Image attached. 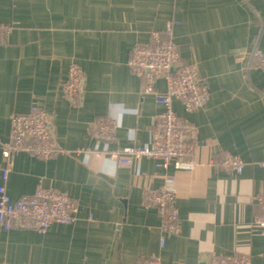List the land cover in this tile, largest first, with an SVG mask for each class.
I'll list each match as a JSON object with an SVG mask.
<instances>
[{
	"label": "crops",
	"instance_id": "crops-1",
	"mask_svg": "<svg viewBox=\"0 0 264 264\" xmlns=\"http://www.w3.org/2000/svg\"><path fill=\"white\" fill-rule=\"evenodd\" d=\"M0 24L13 27L0 44V140L8 139L14 115L37 104L62 151L50 159L16 154L8 191L17 200L42 178L80 203L74 223L44 233L0 229V264H138L147 256L210 264L221 253L264 264V232L254 225L256 196L264 192V71L252 59L254 49H264V0H0ZM169 26L182 61L196 64L210 92L193 112L173 100L176 113L198 127L200 165L165 171L147 158L119 168L95 159L106 143L115 150L150 141L160 106L129 60L136 44L166 40ZM74 60L85 74L79 106L63 88ZM166 87L158 78L155 90ZM102 117L120 123L109 141L94 133ZM224 150L243 161L242 173L209 164ZM168 175L176 178L179 234L162 231L157 209L142 207L144 189L160 187Z\"/></svg>",
	"mask_w": 264,
	"mask_h": 264
},
{
	"label": "built area",
	"instance_id": "built-area-1",
	"mask_svg": "<svg viewBox=\"0 0 264 264\" xmlns=\"http://www.w3.org/2000/svg\"><path fill=\"white\" fill-rule=\"evenodd\" d=\"M13 32V27L0 24V44L6 43ZM167 39L151 43H138L132 49L129 65L143 82L146 93H154L160 106L158 124L151 132V139L145 144L124 146L112 150L106 143L94 151L93 157L98 160L109 158L115 168L130 166L135 161L151 159L158 169L165 171L171 167L194 171L200 165L197 160L196 138L198 127L183 120L175 111L173 100L182 102L187 112H193L206 105L210 92L200 79L197 66L193 62H184L180 49L173 38L172 27L165 29ZM160 33H154L159 39ZM255 66L264 71V49L256 48L252 52ZM164 78L167 87L164 91L155 90L158 78ZM85 74L81 64L74 60L69 66L64 83V95L71 105L79 106L84 97ZM50 115L37 104L32 105L26 113L12 117L10 134L1 142L0 157V229L12 231L22 227L35 229L41 233L54 224H71L77 220L80 203L64 193L45 185L41 178L34 193L13 200L7 187L10 175L16 171L14 157L18 153H27L37 158L50 159L62 153L55 147L49 124ZM120 125L112 117L99 118L94 123L97 137L109 141L113 139ZM79 155V153H78ZM222 158L217 162L211 159L209 164L221 166L238 173L244 170L243 161L229 150H224ZM264 167V163H262ZM177 193L176 178L168 175L164 183L157 188H145L142 195V207L145 210L157 209L160 214V228L170 234H179L181 230L179 209L175 205ZM259 214L254 225L264 232V192L256 196ZM99 211L91 210L90 220L97 222ZM215 221V215L212 216ZM165 246L164 241L161 243ZM138 264H162L158 256L143 257ZM211 264H252L249 256L244 254H216Z\"/></svg>",
	"mask_w": 264,
	"mask_h": 264
},
{
	"label": "water",
	"instance_id": "water-1",
	"mask_svg": "<svg viewBox=\"0 0 264 264\" xmlns=\"http://www.w3.org/2000/svg\"><path fill=\"white\" fill-rule=\"evenodd\" d=\"M49 129H50V131H51V134H52V138H53V140L55 141V129L52 127V123L50 122V124H49ZM206 259H204V261H205ZM210 260H212V257H211V259ZM210 264H211V262H210Z\"/></svg>",
	"mask_w": 264,
	"mask_h": 264
},
{
	"label": "trees",
	"instance_id": "trees-1",
	"mask_svg": "<svg viewBox=\"0 0 264 264\" xmlns=\"http://www.w3.org/2000/svg\"><path fill=\"white\" fill-rule=\"evenodd\" d=\"M164 41H165V40H164ZM156 44H157V43H156ZM156 44H155V45H156ZM254 50H255V49H254Z\"/></svg>",
	"mask_w": 264,
	"mask_h": 264
}]
</instances>
